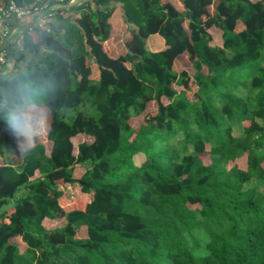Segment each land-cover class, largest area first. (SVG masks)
I'll return each instance as SVG.
<instances>
[{
    "label": "trees",
    "instance_id": "trees-1",
    "mask_svg": "<svg viewBox=\"0 0 264 264\" xmlns=\"http://www.w3.org/2000/svg\"><path fill=\"white\" fill-rule=\"evenodd\" d=\"M117 14L128 39L110 57ZM19 43L27 55L0 73V264H22V242L74 264H264V0H81ZM184 53L192 73L174 68ZM28 108L46 116L48 150L17 146L10 121Z\"/></svg>",
    "mask_w": 264,
    "mask_h": 264
},
{
    "label": "rangeland",
    "instance_id": "rangeland-1",
    "mask_svg": "<svg viewBox=\"0 0 264 264\" xmlns=\"http://www.w3.org/2000/svg\"><path fill=\"white\" fill-rule=\"evenodd\" d=\"M118 20H115L116 30L114 31V35H113L114 40H112V41H116V47L114 48L115 53L125 51L121 45H122L123 38H125L126 34H127L126 28L124 26L120 25V22ZM55 25L61 26L60 21H58L56 19ZM186 25L187 24L185 22L183 24V26L186 28ZM209 31L213 37L214 43L216 45L220 46V44H221V32H219L215 27H210ZM63 32H65V27L61 26L60 33H63ZM73 38L75 40L74 42H75V46H76V44H77L76 36H73ZM151 41L152 40L149 38V40H148V43L150 45L149 48H154V47L158 48V46L156 47L155 45H153V43H151ZM11 47L12 48H11L10 60H13L12 63H14L16 61V57L19 54L23 53V54L27 55L26 51L20 46V44L16 43L14 46H11ZM27 60H28V56H25L24 59L18 60V63L20 65H23ZM174 68L176 70L185 69V70L189 71L190 73H192L193 67H192V64L189 60V56L187 53H184V54L177 57V59L175 60ZM9 69H13V68L11 67ZM95 76H96V72H95ZM39 94L40 93L38 92V95ZM143 121H144V116L140 115V116L132 118L131 124L135 126L138 123H142ZM24 122L28 125V129H27L28 139H27L26 144H25V143H21L20 140H18V138H17V146L19 148L26 149L30 145H32L33 143L41 142L46 146V148L48 150L49 144H48L47 139H46L47 120H46L45 114H43L40 109H36V108H30L29 109L28 108L24 113ZM246 123H248V122L245 121L244 124H246ZM19 130L24 131L25 129H19ZM241 132H242V126L241 125H237L234 127L233 134L235 136L240 135ZM178 138H180V135H177L175 137V139H173V140H177ZM89 140H90V138L88 136H85V135H79V136L74 137L72 139L73 144H74V152H76V146L78 143H80L82 141H89ZM3 155H4L5 162H7L9 165H11L13 167H16V168L19 167V165L22 162L21 157L17 156L13 151L4 150ZM134 161L136 163H138L137 156L134 157ZM231 165H232V163L228 164V166H231ZM239 165L243 166V161H240ZM254 184H255V180H251L245 185V187H249V186H252ZM57 188L63 192V194L67 200H75V199L81 197V195H83L76 185L67 186V185L58 184ZM22 191H23V189H20V191H17L14 198L9 199L8 203L5 204L1 208V210L8 209V208L12 207L15 203V199L20 195V193ZM64 224H65V221L59 217H57L54 220H51V221L47 220L44 222L45 227L48 229L60 228ZM84 235H85L84 230L79 228L77 230L76 236L77 237H84ZM54 251H55V249L52 248L47 243H45V245L42 248L36 249V250L30 249L27 246V244L24 242H22L19 246L20 260H21L22 264H59V263L63 262L64 260L68 261V263L65 262L66 264H74L75 263L72 260V257H73L72 254L69 255V254L63 253L61 251H59L58 253H55Z\"/></svg>",
    "mask_w": 264,
    "mask_h": 264
},
{
    "label": "built area",
    "instance_id": "built-area-1",
    "mask_svg": "<svg viewBox=\"0 0 264 264\" xmlns=\"http://www.w3.org/2000/svg\"><path fill=\"white\" fill-rule=\"evenodd\" d=\"M81 0H35L30 3L7 0L0 2V68L9 67L11 46L19 43L24 29H45L59 9ZM21 46V45H20Z\"/></svg>",
    "mask_w": 264,
    "mask_h": 264
},
{
    "label": "crops",
    "instance_id": "crops-1",
    "mask_svg": "<svg viewBox=\"0 0 264 264\" xmlns=\"http://www.w3.org/2000/svg\"><path fill=\"white\" fill-rule=\"evenodd\" d=\"M162 1H169V2H172V3H175V4H177L178 3V0H162ZM70 5H67V6H65V7H69ZM119 19V20H118ZM115 20H118L119 22H120V25H122V26H124L125 28H126V26H125V24L123 23V21H122V19H121V17H120V15H116V16H114L113 17V22H114V24H113V29H112V33H111V36L104 42V46H105V49H106V51H107V53H108V55L110 56V57H115V56H117V55H119V54H123L124 52L123 51H121V52H118V53H115L114 52V48L116 47V41H112V40H114V37H113V35H114V31L116 30V27H115ZM186 22V21H185ZM184 22V23H185ZM186 24H187V22H186ZM149 38L152 40L151 41V43H153V45H155L156 47L158 46V48H149V43H148V40H149ZM125 39H128V35L126 34V37L125 38H123V41L125 40ZM123 41H122V47L124 48V45H123ZM16 43H14L12 46H14ZM147 47H148V49L149 50H151V51H156V50H160V49H162V48H164V44H163V40L158 36V35H151V36H149L148 37V39H147ZM12 48V47H11ZM124 50H125V48H124ZM12 61L13 60H11V63H10V66L9 67H5L4 69H1V74H4V73H7V72H9V71H11L12 69H9V68H13L14 67V63H12ZM13 65V66H12ZM94 77V76H93Z\"/></svg>",
    "mask_w": 264,
    "mask_h": 264
},
{
    "label": "clouds",
    "instance_id": "clouds-1",
    "mask_svg": "<svg viewBox=\"0 0 264 264\" xmlns=\"http://www.w3.org/2000/svg\"><path fill=\"white\" fill-rule=\"evenodd\" d=\"M10 124L14 129H16V135L18 140H20L21 143H25L28 139L27 136V129L28 125L20 118V117H14L11 121ZM19 129H25L24 131H20Z\"/></svg>",
    "mask_w": 264,
    "mask_h": 264
}]
</instances>
